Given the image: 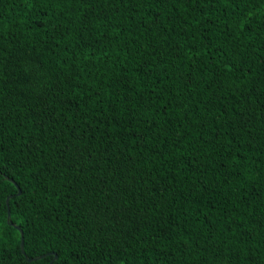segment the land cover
<instances>
[{
  "label": "trees",
  "instance_id": "1",
  "mask_svg": "<svg viewBox=\"0 0 264 264\" xmlns=\"http://www.w3.org/2000/svg\"><path fill=\"white\" fill-rule=\"evenodd\" d=\"M132 8L0 0V260L264 264V8L253 9L256 22L239 39L221 27L219 5ZM149 95L159 97V127L155 140L143 127L133 133L144 135L142 149L118 130L129 110L133 125L144 117L140 98ZM166 101L183 103L165 115ZM184 103L191 123L181 119ZM222 161L229 171V161L243 164L245 180Z\"/></svg>",
  "mask_w": 264,
  "mask_h": 264
},
{
  "label": "snow or ice",
  "instance_id": "2",
  "mask_svg": "<svg viewBox=\"0 0 264 264\" xmlns=\"http://www.w3.org/2000/svg\"><path fill=\"white\" fill-rule=\"evenodd\" d=\"M22 2H25V0H22ZM28 4L31 5L33 9H37V5L40 3H60L62 0H26ZM81 3L85 2V0H80ZM129 4L133 5L132 10L135 11V4H145V3H156V4H164L167 3L171 7H175L176 4H183L185 5V11H187V7L189 5H200L203 4L209 8L214 7L216 5H219L221 8L224 9V23L221 25V27L225 30H227L226 34L231 35L232 34V29H235V37L239 39L240 36L244 35L246 31L250 30V25L252 23H255L253 17L255 13L253 12L254 8H264V0H128ZM244 5L245 7L242 8L241 5ZM251 6V7H248ZM231 9L229 12L228 9ZM245 8H247V11H245ZM38 10V9H37ZM202 11V9H199ZM46 14V13H45ZM153 23H157V21H153ZM261 23H264V21H261ZM149 31L151 29L149 28ZM239 47V45H236ZM0 53H2V49H0ZM88 54H85V59H87ZM0 59H3L2 55H0ZM226 68L230 70L231 66L230 65H225ZM192 83L190 77H187L185 79V87L190 85ZM98 96L99 93H96ZM172 97V94L170 93V99ZM89 99H91V96H89ZM141 101H144V106L148 109V112L144 113V117L140 120H137L136 124H132V120L135 119V117L132 115V110H129L127 114V124L128 128L127 129H120L118 130V135H120L121 139L124 136H130L132 138V144L139 146L140 148H144L146 145L147 141L144 137L143 134L139 136H133V133H135L137 130L141 129L143 127L144 130H146L149 134V136L155 140L157 137L156 135L153 134L152 129L153 127H159V125L155 124L154 117L156 115V105L154 101L158 100V96H153L149 95L147 99L145 100L144 97L140 98ZM115 98L110 102L114 103ZM61 103H64V101H61ZM179 103L183 102H178L177 104H172L171 102L166 101L164 105H161L160 107L164 109L165 115H167V110L169 108H175L179 105ZM184 109H185V115L181 117L182 120H188V122H193L195 117L194 116H188V112L192 111L191 109L188 108L187 103H184ZM104 111H107V108L104 109ZM148 113H151V116H149ZM139 114V112L137 113ZM121 118H124L123 112L121 113ZM171 123V117H169L166 121L165 124ZM181 127L183 125H180ZM203 125L201 124V127ZM99 130V129H98ZM187 135H191L190 130L187 131ZM76 139H80L79 136L76 137ZM184 135H181L179 137V140H183ZM195 139V138H194ZM178 140L173 143V147L175 148L178 144ZM203 143L208 145L210 142L206 138L203 139ZM219 141L216 140L215 138L211 141V146L214 148L218 149ZM25 146H27V142H25ZM178 150V149H177ZM0 151H2V145H0ZM77 151H80L77 149ZM217 152L214 151L213 155H216ZM231 155V154H229ZM90 158V157H89ZM4 157L0 156V161H3ZM25 163H29L27 158L25 159ZM226 170V174L233 176V177H239L241 181L243 182L245 180V177L241 173L240 169L244 167L243 164H240L238 167L236 166L235 161H229V163L232 164V169L229 171L228 170V164H224L223 161L221 162ZM31 165H39V171H43L44 165L41 164L40 159H33L31 161ZM24 165H21L23 167ZM12 167H16V162L13 163ZM37 170V169H34ZM83 170V169H81ZM7 173L4 169V164L0 163V195H3V179L2 177L6 176ZM227 182V181H226ZM243 183L239 185V187H242ZM18 187V185H17ZM259 195V193H257ZM0 205H2V202H0ZM14 208H10L7 212V218L9 221L13 219L14 215ZM22 214V213H21ZM231 231V229H230ZM5 235V228H4V217L2 214V208H0V252L3 251V243H2V238ZM19 235V233H18ZM68 243L71 244L72 241L68 240ZM145 254H147V248L144 249ZM76 259L79 261V257H76ZM56 260L59 261V264H68L67 258H61L60 253H56ZM0 264H3V261L0 260ZM44 264H48L47 261L44 262ZM53 264H55V261H53ZM82 264V262H80ZM109 264H111V261H109ZM143 264H148L147 260L145 259L143 261Z\"/></svg>",
  "mask_w": 264,
  "mask_h": 264
},
{
  "label": "water",
  "instance_id": "3",
  "mask_svg": "<svg viewBox=\"0 0 264 264\" xmlns=\"http://www.w3.org/2000/svg\"><path fill=\"white\" fill-rule=\"evenodd\" d=\"M16 187H17V185H16ZM17 189H18L17 194H19V193H20V189H19V187H17ZM8 210H9V209H8ZM7 212H8V211H7ZM7 219H8V218H7ZM8 222H9V220H8ZM11 225L14 226V227L20 232V236H21V238H20V250H21V252H22L23 254H25V253H24L23 232H22V230H21V228H20L19 225H16V224H14V223H11ZM48 254H51V253H46V254H43V255L35 256V257H32V258H29V260H36V259H39V258H41V257L47 256ZM54 258H56V254H54ZM52 262H53V260L50 261L51 264H52Z\"/></svg>",
  "mask_w": 264,
  "mask_h": 264
}]
</instances>
